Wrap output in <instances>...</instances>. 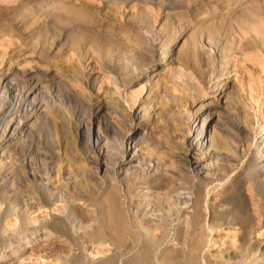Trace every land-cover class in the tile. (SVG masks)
I'll list each match as a JSON object with an SVG mask.
<instances>
[{
    "label": "bare ground",
    "instance_id": "obj_1",
    "mask_svg": "<svg viewBox=\"0 0 264 264\" xmlns=\"http://www.w3.org/2000/svg\"><path fill=\"white\" fill-rule=\"evenodd\" d=\"M53 1L20 0L11 7L16 31L47 18L56 3ZM66 1L77 8L72 0ZM112 1L123 6L131 2ZM157 8L167 9L164 0H158ZM201 8L196 13L201 23L223 27L226 22H235L238 36L223 41L213 32L201 38L193 48L196 59L192 70L171 58L177 35L160 37L149 27L150 17L143 7L139 8L141 17L130 12L126 22L135 28L133 34L143 41L142 47L132 46L135 38L129 32L122 31L121 36L88 32L92 47L101 45L106 55L101 73L107 80L89 70L82 78L72 79L77 89L72 88L61 79L66 70L56 69L47 75L51 68H43L40 58L31 64L35 73L21 66V43L12 51H0V62L5 63L0 75V259L9 257L7 248L31 243L40 231L47 238L62 240L1 264H264V251L255 256L259 249L249 248L251 234L264 222V101L256 114L251 100L258 103L257 88L250 85L247 100L237 81L230 78L235 73L231 70L232 54L249 49L264 54L261 0H217L196 10ZM84 10L92 15L90 6L85 5ZM146 35L156 38L158 44ZM154 48L161 51L158 67L162 70L147 79L139 101L131 95L132 106L127 111L119 96L150 67L157 68L151 57ZM34 49L37 51L36 46ZM113 49L134 53L135 67L128 70L115 65L109 57ZM202 66L206 71H199ZM260 67L263 71V61ZM98 77L103 80L101 95L93 93ZM163 79H169L181 93V97H172L179 107L186 106L188 99L191 102L182 114L184 121L172 124L169 141L153 154L150 145L154 138L159 141L157 128L163 127L169 112L166 105L152 104ZM213 79L217 81L210 85ZM209 87L212 97L204 100ZM62 89L69 103L77 105L73 96L77 93L87 101L89 117L82 116L74 127L67 120L48 117L47 106L57 107L54 99ZM196 97H201V102L194 104ZM230 100L237 105L233 131L221 123ZM127 103L130 105V100ZM205 107L209 112L206 116L202 114ZM47 120L53 127L54 142L50 155L40 154L42 168L35 165L40 148L29 143V138L34 123ZM103 127L110 136L101 133ZM254 131L259 132L258 138ZM74 175L79 179L73 180ZM215 183L222 185L221 192L208 199L210 192H215V188H208ZM32 186L36 191H30ZM183 192L187 198H182ZM223 227L232 231L231 242L209 250L210 235ZM52 257L58 263H52Z\"/></svg>",
    "mask_w": 264,
    "mask_h": 264
},
{
    "label": "rangeland",
    "instance_id": "obj_2",
    "mask_svg": "<svg viewBox=\"0 0 264 264\" xmlns=\"http://www.w3.org/2000/svg\"><path fill=\"white\" fill-rule=\"evenodd\" d=\"M72 1H73V5L75 4L77 6L76 9L72 8L73 6L71 4H69L66 0H55V1H53L54 3L55 2L56 3L54 4V7L52 8L53 11H51L52 9L49 10L47 18H45V19L40 18L39 21H37L35 24H33L31 26L30 25L26 26L24 29H20V30L16 31V28L11 21L12 12L9 9L13 6H17L19 4L20 0H0V51L1 50H6L7 52L12 51L14 49L15 44H17V42L21 43L22 44V47H21L22 50L20 53V55H21L20 59L22 61V62H20L21 66L25 67L30 72L32 71L31 73H35V71L31 68V64L34 65L35 62L37 63V58H40V60H42V62H43L42 63L43 68L46 66H49L51 68L47 72L48 73L47 75H51L54 70L56 71V69L59 71L60 70H66L65 72L62 71L63 72V78L61 77V79L68 86H72V88L77 89L76 81L72 80V79H76V76L82 78V74L89 72V70H91V74H93V75L95 74L94 75L95 77L98 75H104L101 72H102V63H103L106 55H105V53H103V50H102L103 48L101 47L100 44H99L100 46L97 48L92 47V44L89 43V41H88V35L90 34L88 32H93V33H98L99 31H100L99 33L111 32L116 36L117 35L121 36L122 34H125L128 32L130 34H133V32H135V28L131 29V27L129 25H127V23H126L128 17H129L128 14L130 12H133L134 14H136V16L139 17L140 16L139 10H141L139 8H142V7H143L144 11L147 13V15L150 17L149 18V20H150L149 27H152L156 33H159L160 37L161 36L162 37H168L171 34L177 35L178 40H177L176 44L173 46L174 51L172 50L173 54H172L171 58L176 59L177 62L181 61V63L186 64L191 70L194 67V63H195L194 61L196 59V57L192 54L193 48L195 47V45L198 43V41L201 38L207 37V36L213 34V32H214V35H216V37L220 38L223 41L230 40V39H232V37L237 38V36H238L235 22L234 23L226 22L223 25V27L221 25H217L215 23L213 24V26H210V25L208 26V24L206 25V23L200 22V17L196 13L200 12V10L202 11V8L198 9V11L196 9L199 8L200 6H202V4L203 5L207 4L208 6H211L212 3L217 1V0H211V1L210 0H203V3H201L200 0H197L194 2L193 1L187 2L186 0H175V1L164 0V3L167 7V9H166L167 11L166 10L165 11L158 10V8H157L158 0H144V2H142V0H131V2H134V3L136 2V3L133 4L130 2L129 4L124 5V6H123V4L112 3L113 2L112 0H107L106 3H99L98 1H88V0H72ZM47 2H49V1H47ZM141 2L143 4H141ZM150 2H152V3H150ZM82 4L84 5L83 9L80 8L82 6ZM139 4H141L140 5L141 7L139 6ZM85 5L91 7V9L93 10L92 15L89 14V10H87V11L84 10ZM195 5H196V8H195ZM188 7H189V9H188ZM60 9H61V11H60ZM62 13H63V15H61ZM259 13L262 15L264 14V0H261V9H260ZM166 15H168V16L164 17ZM172 17H174V19ZM181 17L184 19H182ZM76 18H78V19H76ZM195 18H196V20H195ZM81 19L86 20V22L81 20ZM95 19H96V21L98 20L97 23H96V21H94ZM176 19H177V22H176ZM186 20L189 24L186 22ZM91 22H93L95 24H89ZM133 22L136 24L135 25L136 27L140 26L137 21H133ZM107 25H108V27H107ZM190 25L192 26V28ZM75 26H77L78 28ZM120 26H122V27H120ZM28 30H30V32ZM130 30H133L132 33ZM121 32H122V34H121ZM136 32H137V29H136ZM52 35H53V37H52ZM59 37H60V39H59ZM146 37L148 39H150L154 45L158 44V42L155 40L156 38H150V36H148V35H146ZM133 38H135V39H133ZM132 39L135 40V42H134V44H132V46H134L136 44L138 47H142L141 44L143 45V41H141L139 38L135 37L134 34H133ZM32 44H33V46H32ZM86 44H88L89 47H88V45L86 46ZM34 46L37 47V51H35V49L33 50ZM115 54H116V56H115ZM160 56H161V51L160 50L158 51L157 48H154L153 53L151 54V57H152V60L154 62L153 65L156 66L158 69L157 68L152 69L150 67L146 71V73L143 77H140L137 81L134 82V84H132L131 86H129L128 88H126L124 90L125 93L123 92L122 95H120V96L118 95L120 102L124 105V107L127 109V111H130L129 106H132L131 95H133L132 97H135L137 99V101H139L145 93V89L144 90H142V89H143L144 85L147 84V79L151 78V77L155 76L157 73L161 72L162 67H160V68L158 67ZM109 57L112 58L113 63L115 65L120 64L121 67L124 69L129 70V68H130L132 70L135 67L134 64H135V58L136 57L134 56V53L122 54L121 51L113 49V52L111 51V53L109 54ZM32 58H33V61H31ZM121 59H123V62H122L123 64L121 63V61H122ZM230 60H231V70L235 71V73H232V75H230V78H232V80L237 81V86H238L241 94L244 96V98L249 100L250 85L254 84V88L255 87L257 88L258 103L255 104L251 100V104L255 107L256 114H257L258 113L257 110H259V108H260L259 105L261 104L262 100L264 101V70L262 71L261 67H260V63L262 61L264 63V54L261 53V51H258L256 49H253V50L249 49V50H246L245 52H243L242 54H232ZM31 62H33V63H31ZM4 64H5L4 62H0V75H1V72L5 69ZM62 65L65 66V69H64V67H62ZM216 67H218V66L216 65ZM153 70H154V72H153ZM199 71L200 72L206 71L205 66L200 67ZM57 74L60 77V73H57ZM104 77H105V80H107V76L104 75ZM144 77H147V78L145 79ZM97 79H98L97 84L93 90L94 91L93 93L95 95H101L100 87H101V83L103 80H102V77H98ZM168 81H169V79H163L159 82L158 89H157L158 93L155 95V98H154L153 103H152V104L161 103L163 106L166 105L165 108L167 109V106H168L167 110L169 111V112L167 111L168 114L166 116H164V118H163L164 123H165L163 125V127L157 128L155 137H157V139H159V141L158 140L156 141L154 138V140H152L153 142L151 143L152 145H150V149L153 150V152H152L153 154L155 152H157L158 149H160V148L162 149L164 147L161 145H165L166 142L169 141L168 137L171 135V133L173 131L172 130L173 129L172 124H177V123L179 124L180 121H184V118H182L183 117L182 114H184L186 108H188V105L191 102V100L188 99L187 100L188 104H186V106H180L179 107L178 101H176V99H173L172 97H181V93L179 92L177 87L172 86L171 82H168ZM216 81H217V79L216 80L213 79L212 82L210 83V85H212ZM107 84L110 85L109 82H107ZM164 88L166 90H164ZM164 91H166V93ZM208 92H209L208 95L206 94V96L203 98L204 100L212 97V96H210V87H209ZM61 93L62 94H57L59 97L56 95L57 98L54 99V100H56L57 107H55V106L52 107L51 105L47 106L48 117L50 119L55 118V119H57L58 122H62V120H67L68 122L71 123V125L73 124L72 126L74 127V126H76L77 122L79 120H81L82 116L87 117V118L89 117V109L87 108V105H85L87 103L85 97H83L79 93H77V94L72 93L73 96L76 97V99L78 100L77 105L76 104L74 105L73 103H69L66 100L67 97L64 98L65 93H64L63 89L61 90ZM118 96H116V98ZM123 97H125V98H123ZM127 100H130V105L127 103ZM124 101H125V103H124ZM67 102H68V105H67ZM199 102H201V97H196L194 104H197ZM229 102H230V106L227 107V112H223L221 123L227 129L233 131L234 126H235V122H236L234 115L237 113V111H236L237 105L232 100H230ZM163 103H165V104H163ZM231 103H232V105H231ZM137 105H138V103L135 104L134 108ZM67 106H68V108H67ZM76 107H77V109H76ZM81 110H82V112H81ZM58 112H60V113H58ZM65 114H66V116H65ZM202 114H205L204 116L209 114L208 110H206V107L202 110ZM75 116H76V118H75ZM178 124H177V126H178ZM50 125H51L50 120H47L44 124L42 123V121H40L38 123H34V126L31 130V138H29V141H30L29 143L33 142V144L37 148L38 147L40 148L39 150L37 148H35V150L37 149V151L35 153L36 154L35 165L38 167L43 166V165H39V164H42V162H39V161L43 160L42 159L43 157L40 154L50 155V152L52 151L53 142H54L53 141L54 131H53L52 125L51 126ZM168 125H169V127H168ZM164 127H166V128H164ZM255 128H256V125H255ZM168 129H169V131H168ZM170 130H171V132H170ZM101 133L104 135H107V133H108V136L111 135V133L109 131L108 132L106 131L105 127L102 128ZM253 135L255 138H258L260 136L258 131H256V132L254 131ZM38 136H39V138H38ZM160 138H161V140H160ZM38 143H41L40 146L38 145ZM42 143H44V144L42 145ZM151 146H153V147H151ZM38 151H40L41 153ZM77 153L81 154L82 152L79 151ZM63 162H65V161H63ZM49 167H51V166L49 165ZM233 175H234V173L230 174V176H233ZM75 178L79 179V177L74 175L73 180ZM221 187H222V185L217 184V183L210 185L208 190L215 188V192L214 193L210 192L208 199H212L213 197L218 195L221 192ZM32 188L30 189V191H32V190L36 191L35 186H32ZM185 197L187 198L188 195H186V193L183 192L182 198H185ZM262 221H263V219H262ZM260 227L261 228H256L255 231H253V234H251L252 240L250 241L251 244H250L249 248H251V249L258 248L259 249L258 253H255V256H256V254L258 255L260 252L264 251V222H262ZM229 230L230 229H226L223 227V228L213 232L210 235V237L212 236V238H209V239H211L210 244H208V246L210 248L209 250L214 251L217 249V247H225L227 245V243L229 244L231 242L230 240L233 237V235L230 234V233H232V231H229ZM38 235L43 236V231H40L38 233ZM40 236H37V238L33 239L31 241V243L30 242L27 243V241L25 242V240L22 241V243L25 242L24 246H20L19 248L16 247L17 244H13L11 246V248H7L5 250V254H6V256H9V257L1 258L0 264L1 263H7L14 256H18L20 254L26 253V256H27L31 252L30 250H32V249L36 250L37 248L39 249L43 245L46 246L49 243H54V244L61 243V241H62L59 238H47L45 236H43V237H40ZM57 239H59V240H57ZM84 247H86V244H84ZM11 253H14V254L11 255ZM51 262L52 263H58V261L54 257H52Z\"/></svg>",
    "mask_w": 264,
    "mask_h": 264
}]
</instances>
